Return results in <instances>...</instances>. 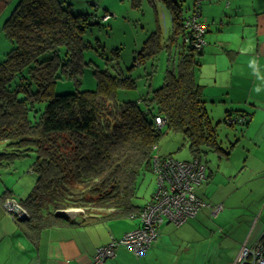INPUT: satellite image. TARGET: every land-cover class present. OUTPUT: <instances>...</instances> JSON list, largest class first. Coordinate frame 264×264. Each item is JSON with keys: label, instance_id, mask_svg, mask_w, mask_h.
<instances>
[{"label": "trees", "instance_id": "trees-1", "mask_svg": "<svg viewBox=\"0 0 264 264\" xmlns=\"http://www.w3.org/2000/svg\"><path fill=\"white\" fill-rule=\"evenodd\" d=\"M132 1L134 7L142 8L144 0ZM149 1L153 7L158 1L165 4L172 28L166 40L159 28L153 31L135 62L146 65L165 52L167 69L161 87L149 86L136 101H118L120 91L138 88L136 78L100 70L95 74L97 90L55 94L58 79L77 78L89 64L83 57L92 46L84 34L100 25L93 15L74 12L65 0H20L4 23L3 32L14 48L0 63V142L9 148L0 152V169L35 153L30 171L37 179L26 198L14 191L2 196L27 213L21 220L15 212L10 214L14 221L27 224L23 233L31 241L36 242L46 229L128 218L150 203L156 191L145 206L135 203L141 178L154 173L155 156L173 157L158 153L162 129L155 122L157 117L182 134L191 160L203 162L210 152L220 158L230 155L218 140L196 80L205 47L196 50L192 38L185 41L184 25L196 0L188 8L184 7L187 0ZM208 29L207 25V33ZM45 53L53 56L40 60ZM37 103H45L42 112ZM231 118L243 119L236 123L243 126L250 119L243 114L232 117L227 111L224 120L229 126L235 125L228 122ZM91 207L109 212L85 219L64 212Z\"/></svg>", "mask_w": 264, "mask_h": 264}, {"label": "crops", "instance_id": "crops-1", "mask_svg": "<svg viewBox=\"0 0 264 264\" xmlns=\"http://www.w3.org/2000/svg\"><path fill=\"white\" fill-rule=\"evenodd\" d=\"M200 19L209 27L196 73L204 99L211 107L227 108L232 117L248 116L247 138L264 148V0H205ZM159 154L173 156L170 152ZM246 163L251 168L241 179L230 175L225 182L238 185L222 190L218 184L221 192L213 199L207 186L213 170L204 163L208 179L197 188V195L207 206L181 226L166 219L145 256L137 257L121 246L105 264H236L241 250L253 248L264 236V221L256 220L264 202V191L256 190L264 181V151L246 156ZM14 179H3L0 197L7 191L25 196L27 190L19 189L20 182ZM253 196L257 199L248 203ZM217 205H223V210L216 214L213 207ZM13 221L0 199V264H92L98 248L139 226V220L129 216L93 225L55 227L44 230L34 242L23 233L27 224Z\"/></svg>", "mask_w": 264, "mask_h": 264}, {"label": "rangeland", "instance_id": "rangeland-1", "mask_svg": "<svg viewBox=\"0 0 264 264\" xmlns=\"http://www.w3.org/2000/svg\"><path fill=\"white\" fill-rule=\"evenodd\" d=\"M192 1L193 0H187L184 3V7H191ZM19 2L20 0H8L6 4L0 7V63L4 61L6 54L14 48V44L5 37L3 26ZM65 2L66 5L71 4L73 6V11L76 13L93 15V19H98L97 21H100V25L93 26L84 34V40L89 42L92 46L85 51L83 57L84 61L89 64L83 68L82 73L77 78L58 79L55 85L56 95H67L76 91L97 90L98 81L95 74L96 71L99 70L108 71L112 75H119L122 73L128 76L130 74L137 79L138 88L136 90L119 92L118 101L121 103L139 100L141 96L148 92L149 86L153 90L161 87L167 69V54L165 52L159 53L155 61H151L146 65L143 63L141 64L139 61L135 62V57L138 56L137 54L142 49L144 41L157 28H159L163 39L166 40L168 38L172 28V15L164 3L158 1L156 6L153 7V4L149 0H144L142 2V8H137L133 6L132 0H65ZM108 15L110 19L107 20ZM60 53L63 55L64 49H62ZM52 56L51 53H45L41 55L39 59L46 60ZM152 70L154 73L151 77L145 76ZM44 107L45 103L36 104V108L39 112H42ZM206 107L209 110L212 123L217 127L219 142H221L224 148L230 151L228 159L225 157L219 158L218 154L210 152L203 160V162L207 165L209 164L213 170V178L207 185L208 193L213 199L215 194L221 192V189L217 188L218 184L222 186V190L225 189L227 185H229L227 189L235 188L234 186L238 185L235 181L225 183L229 180L230 175H232L231 177H233L232 179L234 180L236 178L238 180L241 179L249 168H251V164L246 163V156L250 157L256 155V153L263 152L264 148L259 149L247 138L248 134L245 133V126L239 123L229 126L225 123V111H227V108L225 110V108L220 105L211 107L207 103ZM161 129L162 136L158 142V153L168 154L170 152L173 154L174 158L180 161L191 160L192 157L188 144L185 143L182 134L172 131L166 125L162 126ZM244 133L246 136L245 138H243ZM232 145H234V147H232ZM5 148L6 145L0 142V152L9 150V148ZM2 160L1 158L0 161ZM35 160L36 154L29 153L27 157L16 159L14 164L12 163L9 167L2 166L0 170H2L3 173L6 171L11 173L10 175H1L0 172V194L3 193V179L5 177L7 178V176L12 178L15 176L20 182L21 188L19 189L27 190L25 196L22 197H28L37 179V175L30 171L31 165ZM250 162L255 161L251 160ZM261 176H264V174ZM7 182L10 184V180H7ZM253 185L254 183L250 184L249 188ZM156 189V176L153 171H149L141 178L135 203L138 205H146ZM256 190L258 193L264 191V181L261 182ZM0 199L3 210L12 218L10 212L7 211V201L3 199V196H1ZM256 199L257 197L253 196L249 199L248 203ZM13 205L14 204H10L9 208L12 209ZM251 207L255 209L257 206L253 204ZM89 209V211L71 209L64 212L72 217L81 214V216L79 215V219H85L91 214L102 216L109 212L103 208L91 207ZM261 211H263V215ZM22 212L23 210L20 207L18 213L22 214ZM259 217L264 221V202L261 205L256 220ZM13 222L19 223L17 221Z\"/></svg>", "mask_w": 264, "mask_h": 264}, {"label": "built area", "instance_id": "built-area-1", "mask_svg": "<svg viewBox=\"0 0 264 264\" xmlns=\"http://www.w3.org/2000/svg\"><path fill=\"white\" fill-rule=\"evenodd\" d=\"M203 1L205 0H196L194 10L184 25L188 32L185 41L188 43L192 38L196 50H202L206 45L204 35L207 33V25L200 20V5ZM238 121L241 123L243 119L231 118L228 122L236 124ZM155 122L160 127L164 125V119L160 117ZM152 166L157 181L153 200L130 216L139 220L138 228L126 233L123 238L113 239L106 246L98 248L92 264H105L115 256L116 250L121 246L129 248L137 257L145 256L156 241L159 229L166 219L181 226L197 216L202 207L207 206L197 195V188L208 177L207 167L203 162L198 159L180 161L173 157L155 156ZM9 203L14 204L12 209L9 208ZM19 209L17 204L7 202V211L11 214L15 212L18 220L27 217L23 209L22 214H19ZM213 210L217 214L223 210V205L214 206ZM236 264H264V241H259L251 249L243 248Z\"/></svg>", "mask_w": 264, "mask_h": 264}, {"label": "flooded vegetation", "instance_id": "flooded-vegetation-1", "mask_svg": "<svg viewBox=\"0 0 264 264\" xmlns=\"http://www.w3.org/2000/svg\"><path fill=\"white\" fill-rule=\"evenodd\" d=\"M8 0H0V7H2L4 4H6Z\"/></svg>", "mask_w": 264, "mask_h": 264}, {"label": "water", "instance_id": "water-1", "mask_svg": "<svg viewBox=\"0 0 264 264\" xmlns=\"http://www.w3.org/2000/svg\"><path fill=\"white\" fill-rule=\"evenodd\" d=\"M264 237V236H263Z\"/></svg>", "mask_w": 264, "mask_h": 264}]
</instances>
